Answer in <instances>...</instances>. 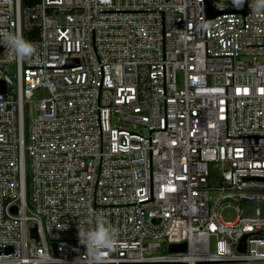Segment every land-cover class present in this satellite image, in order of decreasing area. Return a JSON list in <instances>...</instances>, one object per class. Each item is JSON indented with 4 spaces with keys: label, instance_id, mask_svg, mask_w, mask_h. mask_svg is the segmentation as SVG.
I'll return each instance as SVG.
<instances>
[{
    "label": "built area",
    "instance_id": "1",
    "mask_svg": "<svg viewBox=\"0 0 264 264\" xmlns=\"http://www.w3.org/2000/svg\"><path fill=\"white\" fill-rule=\"evenodd\" d=\"M251 5L0 0V264H89L77 226L99 213L119 230L106 264H264ZM5 33L35 55L11 59ZM227 200L254 214L223 220Z\"/></svg>",
    "mask_w": 264,
    "mask_h": 264
},
{
    "label": "clouds",
    "instance_id": "2",
    "mask_svg": "<svg viewBox=\"0 0 264 264\" xmlns=\"http://www.w3.org/2000/svg\"><path fill=\"white\" fill-rule=\"evenodd\" d=\"M242 6L245 0H234ZM253 14H264V0H252ZM3 43L11 53V59L25 61L31 59L36 52L35 45L16 33H5ZM78 227L79 242L85 247L89 264H106V257L117 246L119 230L112 226L103 213L91 215Z\"/></svg>",
    "mask_w": 264,
    "mask_h": 264
},
{
    "label": "rangeland",
    "instance_id": "3",
    "mask_svg": "<svg viewBox=\"0 0 264 264\" xmlns=\"http://www.w3.org/2000/svg\"><path fill=\"white\" fill-rule=\"evenodd\" d=\"M260 60L264 61V57H262ZM45 95H47V92L45 90L35 91L34 96L32 98V103L35 100L40 99L41 97H43ZM28 107H29V104L26 103L24 105V118H25L26 122L34 116V113H32V109H29ZM116 122H117V120L114 119L113 123H116ZM29 193H30V189L28 187L27 188L28 197H29ZM210 195L212 198L215 197V192H211ZM228 202H230V203H228ZM255 209H256L255 205L247 204L245 201H240L238 203H232L231 201L227 200V201H225V203H223L221 205L220 214H221V217L223 220L232 221L235 219L236 215L240 213V211H241V215L248 216V215H253ZM259 210H260L261 214L264 215V205L263 204H261L259 206Z\"/></svg>",
    "mask_w": 264,
    "mask_h": 264
},
{
    "label": "water",
    "instance_id": "4",
    "mask_svg": "<svg viewBox=\"0 0 264 264\" xmlns=\"http://www.w3.org/2000/svg\"><path fill=\"white\" fill-rule=\"evenodd\" d=\"M0 93H5V85L3 82H0ZM33 235L35 236V230L32 229ZM264 233V232H261ZM245 238V237H244ZM244 238L242 239L241 244L239 245L240 250H244ZM185 244H172L169 246V251H179V250H184ZM55 250V247H54Z\"/></svg>",
    "mask_w": 264,
    "mask_h": 264
},
{
    "label": "trees",
    "instance_id": "5",
    "mask_svg": "<svg viewBox=\"0 0 264 264\" xmlns=\"http://www.w3.org/2000/svg\"><path fill=\"white\" fill-rule=\"evenodd\" d=\"M28 0H23L24 3H27Z\"/></svg>",
    "mask_w": 264,
    "mask_h": 264
}]
</instances>
